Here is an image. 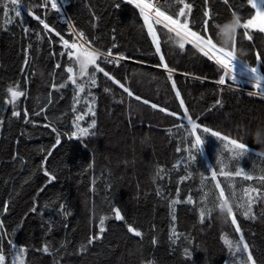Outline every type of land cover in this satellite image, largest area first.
I'll use <instances>...</instances> for the list:
<instances>
[{"label": "trees", "instance_id": "16d2710c", "mask_svg": "<svg viewBox=\"0 0 264 264\" xmlns=\"http://www.w3.org/2000/svg\"><path fill=\"white\" fill-rule=\"evenodd\" d=\"M64 1L76 33L83 32L102 51L111 49L113 57H125L118 65L103 60L98 64L133 95L128 96L100 72L96 73V86L88 84L74 99L75 89L64 71L71 61L61 54L66 50L60 38L46 32L27 12L31 6L35 15L71 42L67 24L50 3L47 8L38 6L45 0H19L21 15L10 11L11 22L6 23L5 0H0V223L4 225L0 250L6 264H12L20 247L26 249L24 264H235L220 238L223 234L230 240L239 239L230 221L214 210L200 222L204 192L210 193L208 208H213L217 195L211 171H219L218 159L227 156L231 146L198 130L205 143L202 149H191L188 131L176 127L187 124L180 100L201 128L248 146L243 157L226 161L230 171L243 168L249 175L259 176L264 174V98L244 92L227 79L225 85H218L215 81L223 74L221 68L191 45L179 49L174 38L158 27L160 55L171 71L166 70L138 10L122 0ZM186 2L193 6L190 20L196 31L202 28L207 7L209 35L217 44L223 43L224 37L218 35L216 25L231 22L233 12L241 20L254 14L247 0ZM116 3L119 8L114 7ZM160 5L173 14L178 7L174 0H163ZM237 32L236 60L258 66L264 76V33L251 31L253 39L249 41L243 29ZM257 53L262 58L259 62ZM236 78L254 87L255 81L250 84ZM60 83L65 87H52ZM9 86L25 93L16 101L18 117L11 115L13 106L4 103ZM255 88L264 89V80ZM217 100L221 103L216 104ZM78 115L84 118L77 121ZM93 120L95 126L90 128ZM46 124L50 127H44ZM79 128L87 133L69 140ZM57 133L62 143L53 147ZM45 168L56 177L53 181L43 175ZM218 179L229 196V184H233L238 198L245 187L264 189L259 180L247 181L242 176ZM189 197L193 202L184 203ZM174 200L181 203L172 204ZM60 204L70 215L60 213ZM34 206L36 211H30ZM113 207L121 210L127 224L143 232V238L128 233L125 221L115 220ZM253 212L255 220L238 214V223L257 264H264V198L254 205ZM102 215L107 217L106 231L102 239L87 245L88 237L99 233ZM173 228L175 234L170 232ZM45 244L50 250L47 254L43 252ZM82 245L87 249L83 253L79 251Z\"/></svg>", "mask_w": 264, "mask_h": 264}, {"label": "snow or ice", "instance_id": "6c2138e0", "mask_svg": "<svg viewBox=\"0 0 264 264\" xmlns=\"http://www.w3.org/2000/svg\"><path fill=\"white\" fill-rule=\"evenodd\" d=\"M175 4L178 6L175 13H171L169 11H165L158 2H154V0H124V3L130 4L134 6L138 12L141 20L143 21V28L146 30L147 35L151 38V43L155 47L156 54L160 56V64L166 70L168 69V65L165 63L164 57L160 55V41L158 38V27L163 28L170 34V37L174 38L173 42L176 46L184 50L185 45H191L193 49L199 52L202 56L206 57L209 61H213L217 66H219L222 70H227L228 72H233L232 79L235 81L236 76L234 74V69L236 67V37L237 30L243 29V35L246 40L251 41L253 39L250 34L251 31H259L260 33H264V0H247V4L254 9V14L251 15L250 18L246 20H241L240 16L233 12V19L231 22L225 23L223 26L216 25L219 27L218 35L224 37V41L221 44H217L214 42L213 38L209 35V21L211 19L210 12L205 7L203 11V23L200 31L193 30L191 27L190 14L192 13L193 6L186 2V0H174ZM225 4L228 3V0H223ZM50 3L51 8L53 10L59 11L58 4L56 0H45V2L39 7L47 8ZM11 4L13 7L10 9L8 5ZM205 4H207V0H205ZM114 7L119 8L120 4L116 3ZM5 22L10 23L9 12L14 11L16 16L21 15L19 0H5L3 4ZM27 15L31 16L35 20H39V23L43 26V28L48 33H53L54 35L60 38V43L63 49L66 50L61 54H66L71 61V65L64 69L65 72L68 73L67 82H71L75 89V96H80V93L85 90V87L90 84L95 87L97 84V76L96 73L102 72L108 80H111L113 84H116L119 87H122L124 92L128 94V96H132L133 93L124 85H122L118 80H116L109 72L105 71L103 67L98 64V61L103 60L106 63H112L113 60L110 59L113 57V53L111 49L106 51H102L99 48L95 47L91 41H89L83 32L75 33L73 40L70 42L68 39H65L60 33L56 32L55 29L50 27L44 20L40 19L35 13L31 10V6L27 12ZM71 27V25L69 26ZM27 31V29H25ZM39 35V34H37ZM115 47V44L112 46ZM116 60H123L125 57L123 55L114 57ZM257 61H261V56L259 53L256 54ZM25 63H27V58L25 59ZM57 68H60L61 65L57 64ZM92 69V71H90ZM240 75L243 77H247L249 81H255L254 87L260 88V82L264 80V76H261L258 72V69L253 66H249L247 64L241 65ZM80 78H84L80 83H77ZM171 79V76L169 77ZM226 75H220L219 79L215 82L218 85H225L226 83ZM52 87L56 88H64L65 83H60L59 85L53 84ZM172 89L176 92V98L180 100V93L176 90V84L173 82ZM8 97L4 100L5 104H11L13 106V110L11 115L13 117L20 116V112L16 110V101L25 95V93L21 90H18V87L9 86L7 88ZM105 92H109L110 89L105 88ZM264 91V89H261ZM139 99V97H137ZM145 104L148 103L147 100L144 101ZM221 101L217 100L216 104H220ZM153 108H156L157 105L152 104ZM75 107V105H74ZM180 107L184 109L183 119L187 121L186 125H176V127H184L186 131H188L190 137H192L191 149H202L205 141L198 134V130H202L205 134H210L213 137H217L220 140L227 141V144L231 147L228 149L227 156L218 159L219 171L213 169L211 171V180L214 182L215 187V200L213 208H208L207 201L210 195L209 192H204V198L201 201L205 207L200 211V222H204L205 214L207 213L211 216V213L215 210L219 213L223 214L226 217V222L230 221L232 228H234L236 235L239 237L238 240H230L225 235H221V240L224 245L228 248V251L233 256L235 264H257V261L254 258V255L250 249V245L246 242L240 224L238 223V214L242 216L245 220L252 219L255 220L256 217L253 212V208L255 204H258L259 201L264 198V189L257 187H245L243 189V195L241 197H237V193L235 190V186L233 184H229V187L232 188L231 195H227L224 187L220 180L219 176H224L225 178H232L234 176H242L244 180L252 181L259 180L262 185H264V174L259 176L249 175L243 168H237L235 172L229 170V164L226 161L230 162L235 159H239L244 156L246 152H248V146L242 142L237 141L236 139H232L230 137H226L221 135V133L211 130L208 127H202L189 115L188 110L184 106L183 100H180ZM92 110V106L89 105V111ZM159 111L165 112L166 109L160 108ZM95 115V112L92 113ZM169 115H175L174 113H168ZM25 122H28V112H24ZM84 118L83 115L76 116V120H82ZM198 119V118H197ZM95 120L89 125V127L95 126ZM44 127H50V125H44ZM75 127V124H74ZM54 132H57L55 127L52 128ZM87 133V129L79 128L78 131H73L69 136V140L79 139L81 136ZM62 143L61 136L57 133L55 145L53 147L58 146ZM177 151H180L177 148ZM51 153H49L50 155ZM190 158L192 160L196 159L194 154L190 153ZM175 167V165H174ZM159 171H163L160 169ZM43 175L47 177L49 182L53 181L56 177L50 173L46 168L43 170ZM43 189H41L42 191ZM159 191L157 195H159ZM184 203H192L191 197H189ZM181 203L179 200L172 201V204ZM171 207V205H170ZM3 209L5 212L8 210V203L5 202L3 204ZM30 211L35 212L36 207H32ZM59 211L65 217L70 215L65 210L63 204L59 205ZM174 211V209H173ZM112 212L114 213V218L116 221H125V217L122 215L121 210L119 208L113 207ZM106 216L99 217V233L93 234L88 237L87 245H92L96 240L102 239V234L106 231L105 228V220ZM173 222L176 220L175 215L172 216ZM127 224V222L125 221ZM4 225L0 223V229H3ZM127 232L132 234V236L143 238V232L138 228L134 227L131 224H127ZM172 234H175V230L170 229ZM9 243L13 242L9 240ZM153 245L157 243L155 237L152 239ZM87 249L84 245H82L79 249L81 253L85 252ZM13 251H16V246L13 244ZM49 247L47 244L43 246V252L49 253ZM26 252L24 247H20L15 257L13 258L12 264H24V260L22 259V254ZM0 264H6V257L3 254V251L0 250Z\"/></svg>", "mask_w": 264, "mask_h": 264}, {"label": "rangeland", "instance_id": "374dc122", "mask_svg": "<svg viewBox=\"0 0 264 264\" xmlns=\"http://www.w3.org/2000/svg\"><path fill=\"white\" fill-rule=\"evenodd\" d=\"M163 0H154V2H158L159 4L162 3ZM213 62V61H212ZM214 63V62H213ZM241 63H239L237 60H236V67L234 69V74L235 76L249 82L250 84H253L254 81H249L247 77H243L240 75V71H241ZM219 67V66H218ZM257 69H258V72L260 71L259 70V67L258 66H255ZM220 68V67H219ZM223 74L227 76V80L229 83H231L232 85H236V86H239L240 89H242L244 92H248L252 95H255V96H258V97H261V98H264V92L256 89L255 87H250V86H246L242 81H239L237 78L235 79V81H233L232 79V75H233V72H228L227 70H223ZM260 74V72H259ZM261 75V74H260ZM262 76V75H261ZM245 89H248V90H245ZM77 131V129H76Z\"/></svg>", "mask_w": 264, "mask_h": 264}, {"label": "built area", "instance_id": "2783aa9c", "mask_svg": "<svg viewBox=\"0 0 264 264\" xmlns=\"http://www.w3.org/2000/svg\"><path fill=\"white\" fill-rule=\"evenodd\" d=\"M57 4H58V8H59V11H56V14L64 21V23L67 24V31H68V34L69 35H72V39L74 38L75 36V31L72 27H69L70 26V23L68 21V18L66 16V12H65V7L68 5V3L64 0H56ZM114 57L110 58L113 60L112 63L118 65L122 60H116V59H113Z\"/></svg>", "mask_w": 264, "mask_h": 264}, {"label": "water", "instance_id": "95a60500", "mask_svg": "<svg viewBox=\"0 0 264 264\" xmlns=\"http://www.w3.org/2000/svg\"><path fill=\"white\" fill-rule=\"evenodd\" d=\"M122 1H124V0H122Z\"/></svg>", "mask_w": 264, "mask_h": 264}]
</instances>
